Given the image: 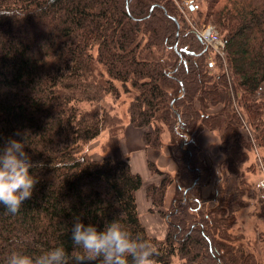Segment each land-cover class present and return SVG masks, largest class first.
I'll return each instance as SVG.
<instances>
[{
    "label": "trees",
    "instance_id": "obj_1",
    "mask_svg": "<svg viewBox=\"0 0 264 264\" xmlns=\"http://www.w3.org/2000/svg\"><path fill=\"white\" fill-rule=\"evenodd\" d=\"M191 2L188 11L220 30L230 73L215 76L214 64H204L208 49L196 39L203 48L195 50L174 0H0V146L26 135L36 179L18 213L0 204V264L13 251L36 256L63 245L70 253L77 218L98 231L120 220L151 243L154 264L175 257L181 264H262L260 250L257 261L231 239L239 185L214 178L201 136H223L222 164L235 176L249 150H264V0H202V13ZM113 101L128 103L123 117ZM126 124L144 129L153 150L169 129L178 177L148 160L161 177L145 185L114 147L110 155L89 154L103 132L110 143ZM174 182L180 198L163 214L170 220L159 239L142 222L138 194L144 189L162 213Z\"/></svg>",
    "mask_w": 264,
    "mask_h": 264
},
{
    "label": "rangeland",
    "instance_id": "obj_2",
    "mask_svg": "<svg viewBox=\"0 0 264 264\" xmlns=\"http://www.w3.org/2000/svg\"><path fill=\"white\" fill-rule=\"evenodd\" d=\"M177 6L180 9V12L182 16H184L188 20V25L191 30V33L193 34L194 43L193 47L195 50L202 49L203 45H205V49L207 47V55L205 58H203L204 64H208V62H212V69L211 72L217 75H222L223 73H227L229 71V67L226 64V58L224 57L223 50H219L213 45H208L203 40L201 41L199 36L196 34L197 30L201 29H208L209 27L214 28L217 32L220 38H222L220 35V30L217 28L216 25L210 22H205L204 16L199 17V14L197 12H191L188 11L189 7L186 6V2L189 0H174ZM194 3L199 5V9L202 12H205V4L201 3L202 0H193ZM200 2V3H199ZM187 25V26H188ZM199 40L203 45H198L199 43L197 40ZM193 42V39H192ZM205 59V61H204ZM202 60V59H201ZM230 73V71H229ZM124 98H127L126 95H124ZM112 99H109V102H111ZM115 104V102L113 101ZM128 103L124 102L122 104V101L117 102L115 104V110L116 113L123 117V114H125L127 110ZM128 124H126L127 126ZM131 126V125H130ZM163 127V125L161 126ZM162 133V141H163V147L157 150H153L151 148L148 150V156L150 155V159L152 162L155 163V166L158 168V170L162 171L165 174H169L171 178L178 177V171L176 168L175 162L170 157V149L169 144L171 143V132L169 129L165 126ZM123 133H121L119 136H116V139L112 138L110 143H108L109 134L107 131L103 132V134L92 142L91 145L87 147V150L92 157L97 156H104V155H110L113 154V151L118 156H125V148L123 145V142L121 140ZM220 135V134H219ZM217 133L213 132H207L206 134L202 135L199 140H201L202 143V157L209 159L210 162L213 165V171H214V178L217 179L220 176L224 180L232 179L231 184H234L236 187L239 185V189L237 192H235L237 199L240 198L242 204L240 207L236 206V220L233 225V227L230 230L231 239L236 244L245 243L249 246L252 253L254 254V258L259 260L257 258L258 253H256L255 257V251H259L262 253L259 254L262 258V264H264V225H260V217L264 218V198L263 192L261 189H259V183H261V180H264V161L262 160L261 156L264 157V150H258L257 148L251 149L248 151V158L246 159L245 163H243L240 166V170L238 173V176H234L227 171V165L222 164V162L226 161V156L222 151H220L221 148H223L222 141L223 136H219ZM251 137V134H249ZM245 133V136L248 137ZM110 146L114 147L113 151L109 148ZM226 151L227 148L225 147ZM222 150V149H221ZM128 155V154H127ZM131 157V154H130ZM228 157V155H227ZM146 163L143 162L142 167L145 168ZM148 168V167H147ZM222 168V169H221ZM146 173V181L145 185H148L149 183L153 181L160 180L161 175L152 174L150 170L145 172ZM240 176V180L238 179ZM243 181L242 184L240 182ZM175 182L171 184L168 192V199H167V206L165 209H162V213L158 211V208H151L149 201L146 199L145 196V190L143 189L138 194V203H139V210H140V217L142 219L143 224L145 225L148 232L159 239H164L165 235L168 231V220L170 219H164L163 214H167L171 211V209L174 206L173 200H176L180 198V193H177L175 189ZM223 188H225V184L222 185ZM227 186V185H226ZM201 196L203 198H208L209 193H211V188H202L200 189ZM209 201H206L202 203V207L208 206L207 203ZM213 204V203H212ZM242 211H244V218H242ZM255 217L256 222H258L257 225H253L252 229L249 231L245 229V225L249 218ZM256 231V232H255ZM225 253V252H224ZM257 260V261H258ZM172 264H181V261L178 257H175L173 259ZM257 264H261V262H257Z\"/></svg>",
    "mask_w": 264,
    "mask_h": 264
},
{
    "label": "clouds",
    "instance_id": "obj_3",
    "mask_svg": "<svg viewBox=\"0 0 264 264\" xmlns=\"http://www.w3.org/2000/svg\"><path fill=\"white\" fill-rule=\"evenodd\" d=\"M16 135H21L17 132ZM28 137L17 140L10 138L0 146V204L7 213L19 212L22 202L30 198L36 179L30 174L33 167L25 151ZM73 248L69 253L63 245L53 247L32 256L23 251H13L6 264H84L98 261L99 264H154L151 243L133 235L126 226L116 220L107 224L102 231L79 218L71 229Z\"/></svg>",
    "mask_w": 264,
    "mask_h": 264
},
{
    "label": "crops",
    "instance_id": "obj_4",
    "mask_svg": "<svg viewBox=\"0 0 264 264\" xmlns=\"http://www.w3.org/2000/svg\"><path fill=\"white\" fill-rule=\"evenodd\" d=\"M144 131H145L144 129L127 125L123 131L121 140L125 148V154L123 155L128 156L130 158V162L133 169L136 172L140 173L144 181H146L145 172L148 171L147 161L150 159V155L148 156L149 153L147 148L145 147L144 138H143ZM143 162L146 163L145 168L142 167ZM244 215L246 216L247 214H244V211H242V216H243L242 218H244ZM256 220L259 219H256L252 215V218L248 219L245 225V229L249 231L250 229H252L253 225L254 226L257 225L258 222H256ZM259 224L264 225L263 217H260Z\"/></svg>",
    "mask_w": 264,
    "mask_h": 264
},
{
    "label": "built area",
    "instance_id": "obj_5",
    "mask_svg": "<svg viewBox=\"0 0 264 264\" xmlns=\"http://www.w3.org/2000/svg\"><path fill=\"white\" fill-rule=\"evenodd\" d=\"M192 5L191 0L186 2V6L190 8V6ZM198 36L204 41L206 42L208 45H213L214 47H216L219 50H223L224 44L222 39L219 37L218 32L212 28L209 27L208 29L204 30H197L196 31ZM262 182L259 183V189L262 190L263 192V197L264 198V180H261Z\"/></svg>",
    "mask_w": 264,
    "mask_h": 264
},
{
    "label": "water",
    "instance_id": "obj_6",
    "mask_svg": "<svg viewBox=\"0 0 264 264\" xmlns=\"http://www.w3.org/2000/svg\"><path fill=\"white\" fill-rule=\"evenodd\" d=\"M176 49H177V45H176ZM182 52H186V53H188V51H186V50H181V49H180V50H177V53H178V54H181Z\"/></svg>",
    "mask_w": 264,
    "mask_h": 264
}]
</instances>
